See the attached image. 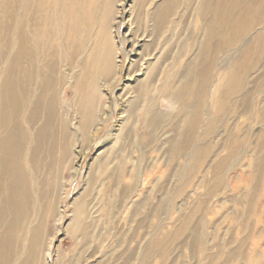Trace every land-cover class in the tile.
Returning <instances> with one entry per match:
<instances>
[{"label": "rangeland", "instance_id": "rangeland-1", "mask_svg": "<svg viewBox=\"0 0 264 264\" xmlns=\"http://www.w3.org/2000/svg\"><path fill=\"white\" fill-rule=\"evenodd\" d=\"M167 1L115 0L100 120L30 264H264V0ZM77 98L69 86L72 126Z\"/></svg>", "mask_w": 264, "mask_h": 264}, {"label": "bare ground", "instance_id": "bare-ground-1", "mask_svg": "<svg viewBox=\"0 0 264 264\" xmlns=\"http://www.w3.org/2000/svg\"><path fill=\"white\" fill-rule=\"evenodd\" d=\"M12 1L0 17V264H30L53 213L49 196L63 191L62 171L75 141L87 143L100 120L98 80L113 76L118 54L110 27L115 0H103L99 22V0ZM259 1L253 0V7ZM215 7L220 14L228 9ZM129 35V58L140 56L145 39ZM133 73L128 71L135 81L139 74ZM69 86L78 97L74 126ZM144 88L152 90L149 83ZM82 214L79 208V218Z\"/></svg>", "mask_w": 264, "mask_h": 264}]
</instances>
